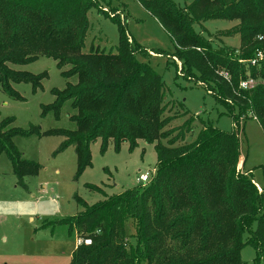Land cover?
<instances>
[{"label": "trees", "instance_id": "16d2710c", "mask_svg": "<svg viewBox=\"0 0 264 264\" xmlns=\"http://www.w3.org/2000/svg\"><path fill=\"white\" fill-rule=\"evenodd\" d=\"M137 1L173 40L183 76L198 73V82L217 103L240 117L252 112L264 131V0H194L187 11L174 0ZM92 8L94 0H0L3 91L21 100L13 83L41 86L46 73L20 72L10 65H28L43 56L57 62L65 79L75 78L64 90H54L53 104L42 107L43 117L53 113L58 119L70 102L75 129L23 131L12 127L13 118L0 120V155L7 154L21 185L25 187L24 178L38 174L40 166L22 157L13 141L16 136L64 137L58 153L74 147L77 177L92 166L91 145L98 140L102 154L111 143L116 151L128 143L134 152L143 141L157 155L148 184L113 195L88 185L103 200L89 205L76 199L81 212L61 221L79 239L70 264H246L241 251L247 245L255 250V264H264V190L236 169V128L226 132L201 120L202 128L191 142L186 139L193 132L194 116L170 128L175 116L165 115L166 84L138 57L137 49L143 47L128 34L125 18L107 16L119 28L115 52L83 51ZM211 20L237 21L241 47L214 49L194 28ZM247 78L256 80V87L240 90ZM188 115L184 110L179 116ZM237 115L232 117L236 127Z\"/></svg>", "mask_w": 264, "mask_h": 264}, {"label": "rangeland", "instance_id": "374dc122", "mask_svg": "<svg viewBox=\"0 0 264 264\" xmlns=\"http://www.w3.org/2000/svg\"><path fill=\"white\" fill-rule=\"evenodd\" d=\"M94 1L96 9L88 12L83 51L95 48L115 52L120 39L119 28L107 16L118 17L121 21L125 18L128 34L143 47L137 49L138 57L147 61L166 84L169 106L165 115L175 116L170 128L179 127L194 116L193 132L187 136L188 142L195 140L202 128L201 120L210 121L226 132L236 128L240 142L236 169L241 174H249L259 191L264 190V131L252 112L247 118L233 113L231 108L230 113L216 102L202 82H198V73L194 77H184L183 63L178 55L174 56L173 40L137 0ZM174 1L181 10L187 11L194 0ZM237 25V21L211 20L194 24V28L212 41L214 49L234 51L241 47L240 36L235 33ZM179 51L182 52V48ZM10 66L34 75L46 73L47 77L37 88L27 83H13L21 100L12 98L0 86V120L13 118L12 127L23 131L34 127L41 131L75 129V124L70 121L74 113L70 102L64 105L58 119L53 113L42 116V107L55 101L54 90H64L68 82L75 83V78L65 79L57 62L45 56L28 65ZM184 110L189 115L180 118ZM234 114L240 124L238 127L232 119ZM13 141L22 157L38 163L40 170L38 174L24 178V187L14 175L7 154L0 155V264H70L79 239L77 232H69V227L61 221L81 212L77 198L89 205L103 200L99 193L87 186L103 188L108 195L119 194L141 187L137 180L139 176L149 173L152 178L157 165L154 147L143 141L134 152L129 151L128 143H123L119 151L111 143L102 154L101 141L98 140L91 145L92 166L77 177L75 149L71 146L58 153L64 141L59 134L16 136ZM87 241L91 242L84 239L86 244ZM241 258L246 264H255L253 247L247 245L241 251Z\"/></svg>", "mask_w": 264, "mask_h": 264}, {"label": "built area", "instance_id": "2783aa9c", "mask_svg": "<svg viewBox=\"0 0 264 264\" xmlns=\"http://www.w3.org/2000/svg\"><path fill=\"white\" fill-rule=\"evenodd\" d=\"M257 58L261 59L260 53L257 54ZM255 63H256V60H254L252 62V64H255ZM220 76H222L225 80L229 81L228 73L222 72V73H220ZM256 85H257L256 80H254L252 78H247V79H244L240 82L239 88H240V90H243V91H251L252 89H254L256 87ZM137 180L140 184L146 185L151 181V177H150L149 173H143L139 176V178ZM87 243L90 244L89 241H87Z\"/></svg>", "mask_w": 264, "mask_h": 264}, {"label": "crops", "instance_id": "0c3cea01", "mask_svg": "<svg viewBox=\"0 0 264 264\" xmlns=\"http://www.w3.org/2000/svg\"><path fill=\"white\" fill-rule=\"evenodd\" d=\"M78 242H79V240H78Z\"/></svg>", "mask_w": 264, "mask_h": 264}]
</instances>
